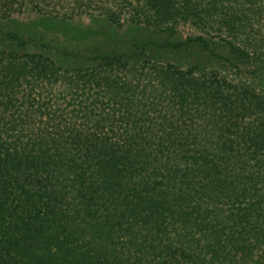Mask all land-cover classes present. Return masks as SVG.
Returning a JSON list of instances; mask_svg holds the SVG:
<instances>
[{
	"label": "trees",
	"instance_id": "1",
	"mask_svg": "<svg viewBox=\"0 0 264 264\" xmlns=\"http://www.w3.org/2000/svg\"><path fill=\"white\" fill-rule=\"evenodd\" d=\"M16 1L0 3V19L15 14ZM20 1L41 12L46 0ZM82 1L72 0L62 17L80 15L89 5ZM219 1L185 0L180 18L152 16L146 25L159 37L175 38L180 23L206 25V13ZM108 14L115 22L116 13ZM231 16L224 22L236 33L246 17ZM222 33L218 27V41L204 34L174 48L198 47L223 67L247 69L261 81L264 44H241ZM17 68L24 72L27 65ZM156 73L171 93L169 111L147 112L130 88L106 119L112 137L69 129L51 137L29 123L11 137L17 126L0 119V264H142L145 251L173 264L202 263L207 256L215 262L223 250L239 264H264V252L258 254L264 244V95L217 72L196 76L168 66ZM246 113L261 122L239 120ZM101 126L95 124L97 133ZM257 149L263 151L257 155ZM234 158L256 161L255 173L247 165L239 181L230 173ZM220 199L234 206L223 222ZM169 229L179 234L174 243ZM206 229L184 244L182 236L190 241Z\"/></svg>",
	"mask_w": 264,
	"mask_h": 264
},
{
	"label": "rangeland",
	"instance_id": "2",
	"mask_svg": "<svg viewBox=\"0 0 264 264\" xmlns=\"http://www.w3.org/2000/svg\"><path fill=\"white\" fill-rule=\"evenodd\" d=\"M71 1L46 0L41 3L39 12L32 9L33 5H23L17 0L15 14L0 19V119L17 126L11 137L19 136L28 123L51 137L60 132L68 134L67 129L81 136L112 137L106 119L109 114L114 115L115 102L130 88L135 90L147 112L155 109L168 112L171 93L165 90L156 73L168 66L191 71L196 76L217 72L230 81L249 84L264 95V77L258 82L244 73L247 69L237 73L234 67H223L198 47L174 48L180 41L204 34H209L212 41H218V27L227 40L252 46L258 42L264 44V0L219 1L211 15L206 13V25L192 24L195 19L180 23L175 38L159 37L146 25V20L158 16V20L163 21L167 14L172 18L173 13L180 18L185 0H83L89 5L69 20L62 16L70 14ZM107 11L116 13L115 22L109 19ZM232 14L246 17L243 29L236 33L224 22ZM24 64L27 69L20 72L17 67ZM13 70L17 72L15 75ZM246 114L239 120L243 118L247 125L256 126L261 122L259 119L262 118L257 114ZM96 123L102 124L98 133ZM260 151L263 150L257 149L256 154ZM240 162L234 158L229 167L230 173L239 177V181L245 176L242 168L248 165L246 159ZM255 162H249L247 172L255 173ZM216 207L223 212L219 220L223 222L224 214L234 206L220 199ZM205 222L213 224L211 219ZM169 230L170 240L174 243L179 234ZM203 231H194L190 241V237L182 236L184 244L192 245L198 237L209 232ZM176 250H180L178 245ZM224 251L215 262L202 254L206 262L179 264H239L232 256L225 259ZM261 252H264V244L258 249V254ZM168 261L165 255L156 258L145 251L142 264H168Z\"/></svg>",
	"mask_w": 264,
	"mask_h": 264
}]
</instances>
